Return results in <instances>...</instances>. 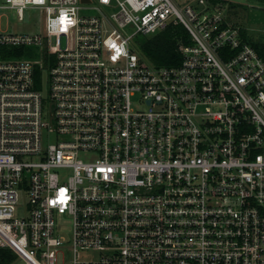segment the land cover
Masks as SVG:
<instances>
[{
    "label": "built area",
    "instance_id": "obj_1",
    "mask_svg": "<svg viewBox=\"0 0 264 264\" xmlns=\"http://www.w3.org/2000/svg\"><path fill=\"white\" fill-rule=\"evenodd\" d=\"M232 3L0 0V264H264V60ZM31 9L42 34L1 29ZM180 24L179 64L139 56Z\"/></svg>",
    "mask_w": 264,
    "mask_h": 264
},
{
    "label": "rangeland",
    "instance_id": "obj_2",
    "mask_svg": "<svg viewBox=\"0 0 264 264\" xmlns=\"http://www.w3.org/2000/svg\"><path fill=\"white\" fill-rule=\"evenodd\" d=\"M182 2L183 0H177ZM233 2L231 5L226 7V18L231 24H234L242 29L241 34H243L244 39L250 43L256 51L259 53L261 58L264 60V0H230ZM93 5H97V0H93ZM234 5V7H232ZM237 6V7H236ZM1 29L7 31L8 34L12 35H38L43 33L45 16L41 10H25L22 20H20L16 11L4 10L1 12ZM96 11L83 12V15H96ZM132 33L133 30H128ZM149 38H139L135 37L134 41L137 44L142 45L145 40ZM36 59H40V55L37 53V49H33ZM141 52V53H140ZM139 56L143 59L146 57L143 55L140 48ZM46 72H49L48 68H45ZM46 108L50 112V102L45 101ZM132 107L134 109H139L141 107L140 97L136 95L132 98ZM53 141V136L46 139L45 143ZM81 158L84 160H89L92 156L81 154ZM20 212V211H19ZM19 216H25L24 213H19ZM57 227L61 234L70 242L72 240L73 231V219L68 215H62L57 218ZM72 243V242H70ZM82 255L86 259H97L99 256L104 255L103 252L99 251H89L84 252ZM71 253L69 251L65 252L64 257H60V262L64 264L68 263L71 259Z\"/></svg>",
    "mask_w": 264,
    "mask_h": 264
},
{
    "label": "trees",
    "instance_id": "obj_3",
    "mask_svg": "<svg viewBox=\"0 0 264 264\" xmlns=\"http://www.w3.org/2000/svg\"><path fill=\"white\" fill-rule=\"evenodd\" d=\"M232 7H234V5H232ZM241 35L243 37V34ZM180 42L189 44L190 41L187 30L181 24L169 26L161 33L145 40L141 45V51L146 59L156 66L177 65L181 61V57L178 53ZM41 77V73L37 75V82L40 86L42 81Z\"/></svg>",
    "mask_w": 264,
    "mask_h": 264
},
{
    "label": "water",
    "instance_id": "obj_4",
    "mask_svg": "<svg viewBox=\"0 0 264 264\" xmlns=\"http://www.w3.org/2000/svg\"><path fill=\"white\" fill-rule=\"evenodd\" d=\"M84 2H87V3H89V0H83ZM46 73L44 74V76H43V84L45 85L46 84ZM44 94L46 95V93L44 92Z\"/></svg>",
    "mask_w": 264,
    "mask_h": 264
}]
</instances>
